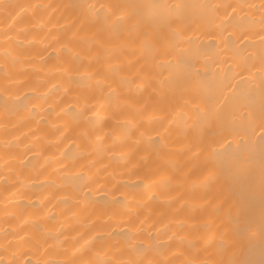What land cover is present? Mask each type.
I'll use <instances>...</instances> for the list:
<instances>
[{
  "label": "bare ground",
  "instance_id": "6f19581e",
  "mask_svg": "<svg viewBox=\"0 0 264 264\" xmlns=\"http://www.w3.org/2000/svg\"><path fill=\"white\" fill-rule=\"evenodd\" d=\"M6 2L19 7L10 10L16 13L11 19L0 13V93L5 81L12 88L0 95V264H205L221 258L264 264L260 133L237 119L236 127L247 134L236 140L256 146L254 171L206 186V174L189 149L208 139L215 121L191 127L196 116L169 87V70L158 69L154 60L172 50L167 59L173 65H189L211 83L239 71L237 64L248 58L252 77L231 82L258 100L261 13L245 8L237 17H244L241 26L220 28L222 9L213 15L190 8L184 17L187 35L173 48L168 30L150 19L133 32L115 17L105 25L79 7L105 0ZM107 2L169 5L179 0ZM183 2L258 7L261 0ZM13 77L23 82V90L17 91ZM109 85L116 89L110 99ZM217 196L228 202L233 217L241 212L255 233L234 230L227 254L215 242L205 245ZM130 224L135 225L131 233ZM129 234L137 236L136 248L144 249L160 236L163 254L133 251L124 244Z\"/></svg>",
  "mask_w": 264,
  "mask_h": 264
},
{
  "label": "snow or ice",
  "instance_id": "6c2138e0",
  "mask_svg": "<svg viewBox=\"0 0 264 264\" xmlns=\"http://www.w3.org/2000/svg\"><path fill=\"white\" fill-rule=\"evenodd\" d=\"M18 7L17 5L7 3L6 0H0V13L5 14L9 19L16 14L10 10ZM79 7H86L88 14L93 20L103 21L105 25H108L109 21L115 17V23L121 25L130 24L133 32L137 30L138 26L150 19L152 23L158 24L168 30L174 42L173 48L181 46L187 35L183 30L184 17L186 10L190 8L210 10L213 15L222 9V18L218 25L220 28H225L230 25L241 26L244 17H240L238 21L237 17L239 16V12L245 8H251L261 13V24L264 25V0H261L258 7L255 4L245 3L193 5L184 3L183 0L169 5L146 4L141 2L112 3L105 0V2H100L99 4L90 2L87 5H79ZM160 9H163V11H160ZM246 15L247 13H245ZM260 36L261 40L264 41V31H261ZM143 39L146 42V46L151 48V45L148 44L150 39L148 32L143 34ZM240 39L243 40L244 36H241ZM190 42L191 38L189 37ZM260 47V67L258 69L260 73V91L258 100L251 91L244 89L237 90L236 86L231 82L236 76H239L245 82L252 77V68L254 65L249 62L248 58H243L237 64L236 67L239 71L233 70L230 76L222 77L218 81L210 83L201 80L198 73L193 72L189 65H173L171 60L167 59V57L172 55V50L159 53L154 57L158 69L167 68L169 70L167 77L169 87L181 93L185 103L190 106L196 116V121L190 126L202 129L209 121H215L216 127L209 134L208 139L206 141L201 139L195 146L189 149L198 161L202 174H206V186L218 183L221 179L237 180L242 175H251L254 171L256 146L249 145L247 140H244L243 144L239 140H236L237 135L243 139L244 135L247 134V132L242 134L236 127V121L239 119L242 125H246L247 130L260 133L259 169L261 189L264 191V42H262ZM12 82L20 85L17 91H21L25 87L23 82L18 81L15 77L12 78ZM108 88L110 91L107 92L106 98L110 99L115 94L116 89L112 88L111 85ZM11 91L12 88L9 86L8 81H5L3 93ZM3 93H0V95ZM184 93H191V95H183ZM19 98L17 96V99ZM4 106L7 108V100L4 101ZM141 135L143 136L144 133L141 132ZM233 143H236L235 149H231L230 147ZM210 206L213 207V215L209 218V236L205 237L206 248L215 242L219 252L221 254H227L231 252L230 233L234 230H239L241 235H247L249 233L255 234L248 226L243 214L237 212L236 216L233 217L228 202L221 200L220 196H217L216 200L212 201ZM140 223L143 224L144 220H140ZM134 227V224L129 225L130 233ZM212 227L215 228L214 232L211 231ZM140 231L142 232L143 229H140ZM261 233L264 235V227H262ZM174 238V235L168 237L169 242ZM136 240V235L129 234L124 240V244L139 254H143L146 251H157L163 254L164 250L159 246L160 236L157 237L156 244L150 245L147 249L136 248L134 243ZM67 264H76V261H69ZM93 264H112V262L99 260L93 262ZM124 264H145V261L129 260L124 262ZM147 264H177V262L172 260H149ZM185 264H196V262L189 260ZM205 264H238V262L221 258L216 261H207Z\"/></svg>",
  "mask_w": 264,
  "mask_h": 264
}]
</instances>
